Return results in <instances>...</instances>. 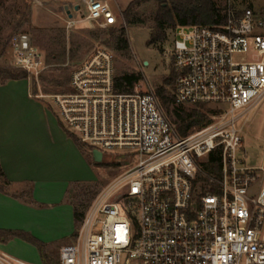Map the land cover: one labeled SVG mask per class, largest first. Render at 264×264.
I'll return each instance as SVG.
<instances>
[{
	"label": "built area",
	"instance_id": "2783aa9c",
	"mask_svg": "<svg viewBox=\"0 0 264 264\" xmlns=\"http://www.w3.org/2000/svg\"><path fill=\"white\" fill-rule=\"evenodd\" d=\"M75 1L86 16L65 20V31L117 22L108 3ZM170 54L174 105L212 112L184 138L153 91L139 83L115 91L111 51L95 49L71 70L64 93L46 95L41 53L22 42L15 50L29 97L50 101L78 144L102 161L113 163L117 152L134 161L92 200L58 264H264V167L235 158L247 113L264 100V15L228 12L220 26L178 28ZM201 159L218 160L219 179L201 170ZM0 264L27 263L0 253Z\"/></svg>",
	"mask_w": 264,
	"mask_h": 264
},
{
	"label": "rangeland",
	"instance_id": "374dc122",
	"mask_svg": "<svg viewBox=\"0 0 264 264\" xmlns=\"http://www.w3.org/2000/svg\"><path fill=\"white\" fill-rule=\"evenodd\" d=\"M132 0H115L111 3V9L117 18V22L110 26L98 27L97 25H87L84 28H74L65 31L64 21L68 16L64 7L60 15L63 23L56 27H42L33 19L34 0H0V68L9 69L15 73L23 71L15 68L13 54L25 40L29 45L36 48L48 66L41 76V92L46 95L60 94L67 90V84L71 70L82 63L95 49L104 48L111 51L115 59V75L122 73L140 74L139 91H155L156 88L165 85L166 80L172 77L171 87L173 88V72L171 50L175 39V30L165 31V39L152 42L153 18L157 14L159 4L149 1L134 10L135 17L145 21L142 25H125L121 13ZM220 16L228 12L240 15L245 10H251L254 14L264 15V0H212ZM78 11L74 10V5H68L71 20L79 21L86 16V10L82 3L78 2ZM170 8V4L167 3ZM124 30V38L128 44V54L123 56L116 53L112 48V38L108 35L110 30ZM50 55L57 56L59 62H46ZM27 80V79H25ZM6 83V82H5ZM30 90L32 85L29 82ZM49 104L51 114H54V105L49 101H39ZM48 109V108H47ZM188 109V108H184ZM244 119L238 122L240 126ZM68 136L73 141L74 138ZM242 144L235 158L248 168L264 167V100L258 106L247 113V122L240 132ZM81 146V152L86 153L90 172L84 176V181L75 184L70 188L67 201L81 206H88L92 200L110 182L121 177L124 173L123 165L128 164L130 159L122 152L115 153L114 162L117 164L102 161L100 164L93 163L89 149ZM83 149V151H82ZM84 154V153H83ZM130 166L134 161H130ZM120 163V164H118ZM201 170L216 179L220 178L219 170L217 174H212V164L204 159L198 161ZM94 195V196H93ZM85 208V213L87 211ZM81 208V207H80ZM83 209V208H81ZM73 233L77 231V226L73 219ZM62 243H72L67 238Z\"/></svg>",
	"mask_w": 264,
	"mask_h": 264
},
{
	"label": "crops",
	"instance_id": "0c3cea01",
	"mask_svg": "<svg viewBox=\"0 0 264 264\" xmlns=\"http://www.w3.org/2000/svg\"><path fill=\"white\" fill-rule=\"evenodd\" d=\"M34 1L35 23L52 28L63 23L62 7L66 12L69 4H79ZM98 1L118 8L115 0ZM29 93L27 80L0 85V171L6 182L0 180V232L31 237L42 252L22 236H0V253L27 264H58L60 247L71 244L62 242H73L75 236L73 205L67 201L70 188L91 172L86 153L70 139L55 109L51 114L49 104L31 99Z\"/></svg>",
	"mask_w": 264,
	"mask_h": 264
},
{
	"label": "trees",
	"instance_id": "16d2710c",
	"mask_svg": "<svg viewBox=\"0 0 264 264\" xmlns=\"http://www.w3.org/2000/svg\"><path fill=\"white\" fill-rule=\"evenodd\" d=\"M155 1L159 4L157 14L153 18V36L152 42L162 41L165 37V31L168 29L176 30L186 26H204L215 27L220 26L225 22L226 15L220 16L215 8L212 0H132L124 11L121 13L124 24L127 25H142L145 21L139 20L135 17L134 10L142 4ZM167 3L170 4V8ZM108 35L112 38V48L116 53L123 56L128 54V44L124 38V30H110ZM59 62V58L50 55L46 58V62ZM27 76L24 72L15 73L9 69L0 68V85L7 81L25 80ZM140 81V74L136 73H122L115 76L114 89L117 93L127 94L131 93ZM172 77L166 80L165 85L156 88L154 93L157 97L160 106L166 115L169 122L175 128L179 137H186L193 129H200L206 126L209 122L208 117L211 111L205 110L203 106L196 108L184 109L174 105L171 87ZM212 166V174H217L219 169V162L216 159L210 161ZM0 180L2 185H6L4 176L0 171ZM207 181V180H205ZM94 196V195H93ZM83 209H81V208ZM88 207V206H87ZM86 206L80 204H73V218L75 226L79 227L85 215ZM3 239L13 236H22L15 232H0ZM29 243L36 246L42 252V245L31 237H24Z\"/></svg>",
	"mask_w": 264,
	"mask_h": 264
},
{
	"label": "water",
	"instance_id": "95a60500",
	"mask_svg": "<svg viewBox=\"0 0 264 264\" xmlns=\"http://www.w3.org/2000/svg\"><path fill=\"white\" fill-rule=\"evenodd\" d=\"M75 10H77V7H75ZM66 15L68 16V18L71 17V15L69 14V11L66 9ZM91 158L93 163L95 164H100L102 162V154L98 151H92L91 152Z\"/></svg>",
	"mask_w": 264,
	"mask_h": 264
}]
</instances>
